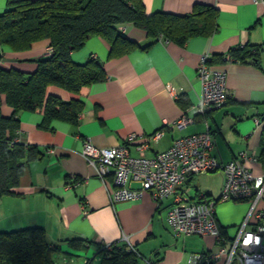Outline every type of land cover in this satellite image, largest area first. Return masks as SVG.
Wrapping results in <instances>:
<instances>
[{"label": "crops", "instance_id": "1", "mask_svg": "<svg viewBox=\"0 0 264 264\" xmlns=\"http://www.w3.org/2000/svg\"><path fill=\"white\" fill-rule=\"evenodd\" d=\"M142 3L147 12L175 14L189 12L193 3L214 6L218 12L217 29L211 35L192 36L180 45L162 38L151 42L141 28L120 24L116 28L130 41L140 46L151 43L112 57L108 56V42L100 35H90L79 49L71 51L70 57L76 63L91 57L98 60L104 79L81 87L76 94L56 86L47 88V92L64 100L74 97L81 101L77 121L54 119L42 128L41 110L17 113L19 130L15 141L36 146L41 155L27 162L14 193L0 196V231L41 227L46 241L58 247L52 255L56 264H72L73 257H82L89 264L87 256L99 258V247L122 238L133 247L138 260L149 264H185L189 253L217 249L211 235L171 234L165 222L168 198L157 203L145 192L139 199L111 205V176L100 178L81 155L85 138L97 147H110L124 143L130 134L147 136L161 130V135L149 141L144 150L146 156H152L168 148L177 137L208 129L210 154L219 163L243 154L241 160L253 174H264V160L260 159L264 131V0ZM5 9L6 0H0V13ZM245 44L257 47L259 66L250 60L223 59L213 63L226 71L228 98L221 107L195 113L200 95L196 73L199 56L206 53L211 58ZM47 45L46 39L33 41L25 49L0 45V64L31 72L36 60L45 55ZM0 112L5 116L12 112L3 97ZM182 113L193 117V121L176 125ZM132 147L131 154L135 155ZM222 180L223 174L217 169L188 177L181 189L191 199L202 193L217 197ZM130 186L138 187L139 183L132 181ZM227 201L233 200L218 204ZM237 202L232 217L237 223L235 231L248 208L247 201ZM215 216L230 236L225 221ZM73 238L84 239L85 248L71 246L68 241ZM120 246L127 248L125 243Z\"/></svg>", "mask_w": 264, "mask_h": 264}, {"label": "trees", "instance_id": "2", "mask_svg": "<svg viewBox=\"0 0 264 264\" xmlns=\"http://www.w3.org/2000/svg\"><path fill=\"white\" fill-rule=\"evenodd\" d=\"M217 13L216 7L203 3H193L189 12L175 14L147 12L142 0H6V9L0 13V45L25 49L33 41L46 39L53 52L37 59L31 72L0 64V101L3 97L12 109L7 116L0 112V196L14 193L27 162L41 155L36 146L15 141L19 130L17 113L41 110L42 128L54 119L76 122L81 101L74 97L64 100L47 92V88L56 86L76 94L81 87L104 79L98 60L91 57L76 63L70 57L88 36H102L109 44V57L135 47L146 48L159 38L182 45L192 36L214 33ZM124 23L144 30L151 42L140 46L127 39L116 28ZM257 50L245 44L226 54L231 60H250L259 66ZM224 55L214 54L208 63L221 62ZM261 146L260 159L264 160V131ZM68 242L77 249L85 248L84 239ZM57 248L46 241L44 230L38 226L0 231V263L56 264L52 255ZM98 252L101 264L138 263L136 252L121 246H112L108 253L99 247Z\"/></svg>", "mask_w": 264, "mask_h": 264}, {"label": "built area", "instance_id": "3", "mask_svg": "<svg viewBox=\"0 0 264 264\" xmlns=\"http://www.w3.org/2000/svg\"><path fill=\"white\" fill-rule=\"evenodd\" d=\"M52 52L53 47L47 45L45 54ZM224 59L231 57L225 54ZM208 60L209 56L202 53L196 68L200 82V95L194 105L197 114L221 107L228 98L226 71L210 65ZM192 121L193 117L182 113L175 124ZM161 132L147 136L130 134L124 143L110 147H97L88 138L83 140L81 155L100 178L111 176L114 187L109 193L110 204L139 199L145 192L157 203L168 198L165 222L174 237L211 235L217 245L215 251L189 253L185 264H264V174H253L242 162L243 154L219 163L210 154L212 141L208 129L177 137L168 148L146 156L144 150L149 141H155ZM131 145L135 155L131 154ZM217 169L223 174L217 197L202 193L191 199L181 189L188 177ZM132 181L139 186L131 187ZM224 200L248 202L232 236L226 235L215 216V204ZM123 243L127 244V251H134L126 238L105 243L102 249L106 252Z\"/></svg>", "mask_w": 264, "mask_h": 264}, {"label": "rangeland", "instance_id": "4", "mask_svg": "<svg viewBox=\"0 0 264 264\" xmlns=\"http://www.w3.org/2000/svg\"><path fill=\"white\" fill-rule=\"evenodd\" d=\"M214 182V181H213ZM216 184V183H215ZM237 201H227L224 203H219L218 202L215 204V214L221 218L223 221H225L223 224H227V229H228V234L230 236H232L234 234L235 231V224L237 223H233V213H235V211H237V206L235 204H237ZM216 249V248H215ZM57 255L55 254L54 257H56ZM99 258H97V256H87V259H89V264H101L100 262V256L98 255ZM74 261L72 264H86L83 262L82 257H73ZM70 264V263H67ZM137 264H149V263H144L141 260H138Z\"/></svg>", "mask_w": 264, "mask_h": 264}]
</instances>
